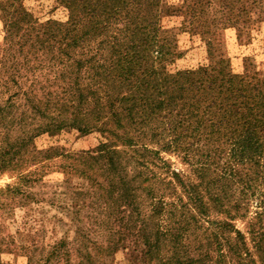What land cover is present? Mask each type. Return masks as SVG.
<instances>
[{"label":"trees","instance_id":"1","mask_svg":"<svg viewBox=\"0 0 264 264\" xmlns=\"http://www.w3.org/2000/svg\"><path fill=\"white\" fill-rule=\"evenodd\" d=\"M23 1L0 0L7 55L14 57L16 46L28 71L33 72V65L37 64V69L47 74L54 67L51 61L60 64L65 59L78 72L58 88L59 92L48 91L46 78L39 82V94L34 88L36 80L30 82L25 75L22 76L24 90L15 77L0 83L3 93H9L4 102L0 100V121L6 138L4 150L0 152V175L16 173L18 165L27 160L62 156L63 146L37 150L33 141L39 136L54 137L71 130L85 135L96 127L101 112L105 139L122 141L124 134L119 131L126 130L123 120L133 116V112L137 114V108L148 106L151 114L156 111L166 114L162 117L166 128L154 130L156 143L178 155L184 153L185 158H189L190 147H198L203 140L224 143L232 159L230 176L258 200V210L246 223L244 233L235 228L233 221L238 217L229 210L223 211L225 219L211 220V210H215L204 202L197 187L188 185L178 173L172 172L198 214V220L214 224L216 229L214 242L209 243L203 254L197 259L178 260L176 264H196L197 260L199 264H264V75L251 69L248 57L242 60V72L234 74L225 48V32L229 30L235 33L239 46L250 43L251 33L264 22V0H184L181 6H161L160 0H54L68 12L67 21L44 23L33 18ZM179 14L182 22L178 30L199 37L208 63L196 69L170 72V65L183 55L175 44L173 29L160 26V21L166 15ZM111 21L114 26L110 25ZM110 28H114L115 34L124 32L121 40L128 43V48L124 47L121 53L115 50L116 37ZM96 31L104 36L105 32L111 33L110 42L107 36L103 42L110 49L102 50L108 56L99 53L102 62L93 65L90 82L84 87L78 82L83 64L74 57ZM11 60L14 58L6 61ZM113 61L116 64L111 67ZM92 88H96L97 97ZM95 151L106 155L108 146L101 144ZM224 151L221 145L214 148L218 156ZM25 155L30 159L25 160ZM240 166L244 171H239ZM28 177L19 173L17 185H7L6 190L16 194ZM124 183L121 180L119 191L109 194V199L114 195L115 205L125 199ZM218 209L222 210L223 206ZM3 242L2 250L8 253L16 248L8 234ZM67 245L71 244L61 242L53 249ZM143 245L147 247L144 256L152 260L151 246L147 241Z\"/></svg>","mask_w":264,"mask_h":264},{"label":"rangeland","instance_id":"2","mask_svg":"<svg viewBox=\"0 0 264 264\" xmlns=\"http://www.w3.org/2000/svg\"><path fill=\"white\" fill-rule=\"evenodd\" d=\"M160 1L161 6H181L184 3V0ZM23 2L39 23L67 21L68 12L54 0ZM181 22L180 14L166 15L160 21V26L173 29L175 44L183 55L170 65V72L196 69L208 63L204 44L199 37L179 31ZM110 25L114 26L113 21ZM113 30L110 28L111 33ZM110 32H105L104 36L96 31L74 57L83 64L78 82L84 87L90 82L93 65L102 62L99 53L108 56L110 46L103 42L106 36L110 42ZM123 34L121 30L116 32V40H113L119 53L124 47L128 48V43L121 40ZM4 36L0 21L1 84L15 77L24 90L22 76L25 75L30 82L36 80L34 88L38 94L39 82L45 78L49 80L48 91L59 92L58 88L69 82L72 75H77L76 67L65 59L60 64L51 61L54 67L47 74L44 70L39 71L37 64L33 65V72L28 71L16 46L13 47L14 57L7 55ZM225 48L234 74L242 72V60L248 57L251 69L264 75V22L251 33V41L246 46H239L235 33L226 31ZM104 49L107 50L105 53L102 52ZM10 58L14 60L7 62ZM9 84L14 88L12 83ZM95 89L91 90L95 92ZM3 91L0 86V100L4 102L9 93ZM20 102L23 103L22 97ZM135 113L123 120L126 130L119 131L124 134L122 141L105 139L106 133L102 131L104 113L101 112L96 127L85 135L71 130L54 137L39 136L33 141L37 150L63 146L62 156L47 160L38 158L34 162L27 160L18 165L16 173L0 175L1 264H176L178 260L197 259L209 243L214 242L215 225L198 220V214L188 203L172 172L178 173L188 185L197 187L204 202L215 210H211V220L225 219L223 211L229 210L232 215L237 214L238 218L233 221L235 228L246 233V223L255 216L258 200L230 176L229 162L232 159L228 156L227 146L222 142L214 144L203 140L198 147H190L189 158H185L184 153L178 155L168 151L153 139L155 129L166 128L162 118L166 115L164 112L151 114L147 106L137 108ZM4 135L5 127L0 121V152L5 147ZM128 138L132 140L130 143ZM104 143L108 146L107 154L99 155L95 149ZM217 145L225 150L221 156L214 153ZM23 157L30 159L26 155ZM239 171H244L241 166ZM19 173L29 177L19 191L12 194L6 186H16ZM121 180L125 181L126 196L115 205L114 195L109 199V194L119 191ZM235 205L240 206L239 209H234ZM220 206H223L222 210L218 209ZM7 234L16 245L12 253L2 250ZM145 241L151 246L152 260L144 256L147 251L143 245ZM61 242L71 245L54 251L53 247ZM115 245L118 246L116 249L113 248ZM196 264H199L198 260Z\"/></svg>","mask_w":264,"mask_h":264}]
</instances>
